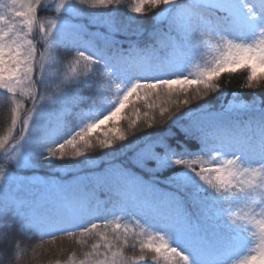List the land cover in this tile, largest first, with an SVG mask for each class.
I'll list each match as a JSON object with an SVG mask.
<instances>
[{
    "label": "snow or ice",
    "instance_id": "1",
    "mask_svg": "<svg viewBox=\"0 0 264 264\" xmlns=\"http://www.w3.org/2000/svg\"><path fill=\"white\" fill-rule=\"evenodd\" d=\"M122 4L57 0L60 15L43 20L44 0H0L10 105L0 153L17 169L73 174L25 180L0 169V229L75 238L88 248L78 264H264V98L208 99L225 94L224 74L264 85V0H132L123 18ZM100 25L105 34L90 30ZM66 103L71 118H54ZM141 115L156 131L137 144ZM130 241L140 255L126 254ZM0 246L13 248L4 264L28 251L11 231Z\"/></svg>",
    "mask_w": 264,
    "mask_h": 264
},
{
    "label": "trees",
    "instance_id": "2",
    "mask_svg": "<svg viewBox=\"0 0 264 264\" xmlns=\"http://www.w3.org/2000/svg\"><path fill=\"white\" fill-rule=\"evenodd\" d=\"M57 2V0H44V5L46 7V11L40 14V18L43 20H51L56 19L58 17V13L53 11L54 4ZM258 2V0H257ZM132 3V0H123V4L120 7V14L123 17H126L128 14V5ZM156 11V10H154ZM153 19V12H149V14L143 18L142 23L145 25H149ZM84 23H88V21L85 19L83 21ZM91 31L96 32L98 31L101 34H105L107 32V29L100 25L98 27L93 26L90 28ZM38 38V37H37ZM38 48L41 50L44 49L43 42L41 41L38 45ZM125 48H127V44L124 45ZM61 57L64 59L65 63L71 59V53L68 55L64 54V50H61ZM65 69L62 66H58V71L55 72L54 76L59 77L64 73ZM99 75V73H97ZM246 75L247 73L244 71L229 75L224 74L221 77L220 83L223 87L226 88V92L223 96H218L217 94L213 93L208 99L211 105L219 107L221 104L226 103L229 100L233 99L232 94L237 93L238 97L242 100H252L254 98H264V85H262L260 88L256 89H249L245 87L246 84ZM56 83L57 80L54 78L52 83L48 86V92L52 93L56 90ZM149 103H154L159 106L167 107L168 103L166 99L161 96L160 98H157L153 96L149 101ZM85 103H87L85 101ZM195 103H200L199 101H194ZM28 107H31V104L27 105ZM135 106L140 109L141 114H143L145 111H148L147 105L144 101H137L135 102ZM9 110L10 105L8 103V98L0 94V135H3L8 127L9 124ZM72 110L71 103H66L64 105L57 106L56 111L54 112L53 116L54 118L57 116H61L65 119H70L71 117L68 115L69 112ZM134 109L130 105L127 114L131 115V112ZM156 115L157 121L160 120L159 115V108H157L154 112ZM123 127H127V122L122 123ZM159 127V125H157ZM156 128L148 129L146 126V122L144 120L143 115H141V122L139 123L137 129L135 130V134H130L129 140L133 141L136 140L137 144H140L141 141L137 140V137H144V134L146 132L152 133L155 132ZM16 135L18 136L19 133L17 132ZM127 143V142H125ZM129 149L125 148V152H128ZM104 162V158L100 157L96 160V167H100ZM0 169L9 170L13 173V175H18L19 177L29 180L33 178L34 176L40 177L42 179H46L48 176L55 174L57 179H72V173H70L68 170L63 168H56V169H50L47 167L39 168V169H17L14 165V163H10L6 157L3 156L2 153H0ZM161 179H163V176H161ZM101 195H103L101 193ZM127 223V222H126ZM134 226V225H132ZM18 225L13 224L11 228L5 227L4 229H0V231H11L17 240L21 242V246L27 248V254L23 255L22 259L19 261V264H57V261L60 262V264H70V261L75 259L77 264L79 259H82V253L87 251L88 248L84 245H81L77 242L75 238H70L68 236H58L56 241H52L51 238L47 235L41 236L39 234H32L30 237L29 235L24 234L22 231H18ZM137 231L139 229L137 228ZM94 240L91 238H87V245H91ZM131 241L129 247L126 249L127 255H140L141 250L139 248V244L137 243L135 247L131 246ZM73 253H75V257H73ZM13 254V248L7 247L4 248L0 246V257H3V259H0V264H4V260L8 259ZM145 255L150 256V253H145Z\"/></svg>",
    "mask_w": 264,
    "mask_h": 264
}]
</instances>
